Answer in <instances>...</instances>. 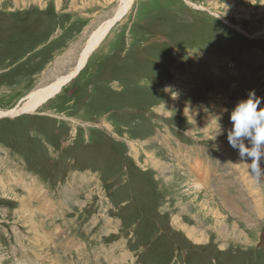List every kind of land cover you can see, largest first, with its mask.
<instances>
[{
    "label": "rangeland",
    "instance_id": "rangeland-1",
    "mask_svg": "<svg viewBox=\"0 0 264 264\" xmlns=\"http://www.w3.org/2000/svg\"><path fill=\"white\" fill-rule=\"evenodd\" d=\"M122 6L0 0V112L71 75ZM71 78L0 119V264H264V175L227 135L264 98V0H133Z\"/></svg>",
    "mask_w": 264,
    "mask_h": 264
},
{
    "label": "clouds",
    "instance_id": "clouds-1",
    "mask_svg": "<svg viewBox=\"0 0 264 264\" xmlns=\"http://www.w3.org/2000/svg\"><path fill=\"white\" fill-rule=\"evenodd\" d=\"M262 99L252 90L247 99L240 100L231 111L232 128L227 134L230 146L238 149L240 157L251 160L250 171L257 177L264 175V168H261V161H264V107H260Z\"/></svg>",
    "mask_w": 264,
    "mask_h": 264
},
{
    "label": "bare ground",
    "instance_id": "bare-ground-1",
    "mask_svg": "<svg viewBox=\"0 0 264 264\" xmlns=\"http://www.w3.org/2000/svg\"><path fill=\"white\" fill-rule=\"evenodd\" d=\"M132 2H133V0H123V6L121 7V10L119 11L117 17L114 18L113 20L109 21L107 25H105L99 32H97L94 35V37L92 38V41L90 42L89 46L83 51V55H82V59H81L80 65L78 66V68L71 75H69L67 78L59 79L57 81V83L53 84L51 86V88H49V89H45V90L38 91L36 93L31 94V96L29 97V100L25 103V105L23 107H18L17 109H15V110H13L11 112H7V113L0 112V119L2 117H7L9 115H14V114L16 115V114H20V113H23V112L24 113L25 112L26 113L33 112L38 106H40L41 104H43L44 102H46L47 100L52 98L55 94H57L60 91L61 87L65 83H67V81H69L71 77H73L74 75H77L79 73V71L84 66H86V62H87L88 58L90 57V55L92 54V52L94 51V48H96L99 45V43L101 42V39H103L105 34H107V31L111 29V26L125 14V12L127 11L129 5ZM185 185L187 186V191L189 193L191 192L194 196H196L197 193H201L202 192L200 190L201 188H200L199 184L195 183V181H192V180H190V182L186 181ZM207 201H208V199L206 198V202ZM209 210H210L209 212H211L215 217H219V214H220L219 211H218L219 209L215 210V208H214V209H209ZM211 213H210V215H211ZM236 228H237V226H236Z\"/></svg>",
    "mask_w": 264,
    "mask_h": 264
},
{
    "label": "crops",
    "instance_id": "crops-1",
    "mask_svg": "<svg viewBox=\"0 0 264 264\" xmlns=\"http://www.w3.org/2000/svg\"><path fill=\"white\" fill-rule=\"evenodd\" d=\"M251 176L253 177V174L252 173H251ZM200 194H203V195H206L207 196L206 192H201V193H197V195L195 197H198V195H200ZM215 210H217V209H215Z\"/></svg>",
    "mask_w": 264,
    "mask_h": 264
}]
</instances>
